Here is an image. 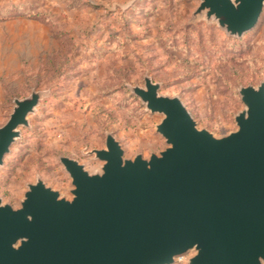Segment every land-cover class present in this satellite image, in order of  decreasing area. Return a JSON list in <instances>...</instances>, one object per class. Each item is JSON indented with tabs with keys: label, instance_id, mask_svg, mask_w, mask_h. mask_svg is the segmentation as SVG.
Segmentation results:
<instances>
[{
	"label": "rangeland",
	"instance_id": "rangeland-1",
	"mask_svg": "<svg viewBox=\"0 0 264 264\" xmlns=\"http://www.w3.org/2000/svg\"><path fill=\"white\" fill-rule=\"evenodd\" d=\"M131 1L0 0V128L16 99L42 94L0 166L2 204L20 208L39 179L71 199L60 158L100 173L92 151L106 148L108 134L126 159L165 150L157 132L164 116L132 91L146 77L160 95L179 97L199 129L218 138L237 130L246 109L240 89L264 83V10L237 37L194 15L201 0Z\"/></svg>",
	"mask_w": 264,
	"mask_h": 264
},
{
	"label": "water",
	"instance_id": "water-1",
	"mask_svg": "<svg viewBox=\"0 0 264 264\" xmlns=\"http://www.w3.org/2000/svg\"><path fill=\"white\" fill-rule=\"evenodd\" d=\"M263 10L264 0H201L194 15L241 37ZM159 88L146 77L132 91L164 116L157 132L168 147L126 159L108 134L106 148L92 151L100 173L60 158L71 199L41 179L18 209L0 199V264H174L191 251L189 264H264V83L240 89L246 109L237 130L221 138ZM41 95L14 101L0 128V166Z\"/></svg>",
	"mask_w": 264,
	"mask_h": 264
}]
</instances>
